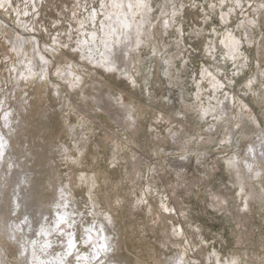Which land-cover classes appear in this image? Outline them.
Returning <instances> with one entry per match:
<instances>
[{"label": "rangeland", "instance_id": "1", "mask_svg": "<svg viewBox=\"0 0 264 264\" xmlns=\"http://www.w3.org/2000/svg\"><path fill=\"white\" fill-rule=\"evenodd\" d=\"M104 2L107 5L110 0ZM149 2L153 6L149 15L156 25L154 38L131 52L130 74L121 78V71L100 68L94 59L89 63L73 50L77 38L87 39L90 42L82 50L87 54L91 45L100 60L96 48L104 38L100 23L107 21L97 15L95 28L90 22L93 5L98 13L105 11L99 8V0H12L11 8L0 10V81L5 89L0 88V96L12 88L5 77L10 78L14 70L13 44L7 37L15 41L18 34L25 39L21 56L14 57L18 67L14 76L20 75L25 60L35 59L38 71L39 57L45 55L48 74L42 83L51 87L49 102L56 107L52 119H46L50 124L29 119L27 128L36 130L32 142L38 146L40 136L46 140L52 136L50 142L56 146L49 156L57 160L65 143L72 144L68 157L54 160L55 169L48 167L50 178L60 184L62 176L70 184L83 219L79 221L81 237L88 222L79 196L86 193V199L90 197L96 205L102 215L95 218L98 224L105 214L112 216L116 225L108 223V233L116 238L111 246L119 252V264H169L177 255H184L189 264H215L218 257L235 258L239 264H264V157L248 151L260 143L258 137L264 131V9L260 8L264 0H240L243 12L235 7L236 0H225L223 8L221 0ZM229 8L234 9L230 14ZM157 9L166 16L161 17ZM87 15L89 21L80 29ZM163 19H170L167 28ZM241 20L244 24L238 27ZM91 31L100 35L95 42ZM227 33L242 41L235 59L220 43ZM61 44L70 46L62 48ZM119 51L121 55L123 49ZM33 102L34 114H41V101ZM124 104L130 106L128 111H122ZM201 108L215 111L220 119L214 120L211 114L202 118ZM124 113H130L135 123L125 125ZM53 121L59 122V132L63 127L66 131L54 137V132H46L54 128ZM109 137L111 143L104 146ZM42 142L40 146L46 147ZM230 158L241 165L245 189L241 195H236L239 182L235 168L227 164ZM244 161L254 163V173L260 175L246 176ZM23 180L19 177L13 184H24ZM162 205L174 211L165 212ZM35 214L27 213L31 219L26 235L40 239L36 233L49 216L43 220ZM7 224L11 223L0 225V233Z\"/></svg>", "mask_w": 264, "mask_h": 264}, {"label": "bare ground", "instance_id": "2", "mask_svg": "<svg viewBox=\"0 0 264 264\" xmlns=\"http://www.w3.org/2000/svg\"><path fill=\"white\" fill-rule=\"evenodd\" d=\"M88 17L89 16L87 15L86 18ZM88 21L89 19H85V22H88ZM90 22L92 21L90 20ZM97 34L98 36H100L98 32ZM102 36H104V31H103ZM98 39L100 40L99 37ZM56 44L60 45L59 42H56ZM82 46H85L84 50H86L87 45H81V47ZM96 48L100 50V54L104 53L105 56H108V52L105 50L103 44H101V40H100V45H97ZM101 50H104V52H101ZM119 50L120 48H117L115 50V66L118 71H121V73H119V76L121 78H126L128 74H130L129 70H130L131 63L133 62L132 53L126 56L123 54V51H125L123 50L121 55H119L118 54L120 53ZM12 55L13 56L10 59H12V61L14 62L13 63L14 70H10V78H8L7 75L5 76L7 79H10L9 83L12 85V88L8 89L7 94L3 98L2 96H0V99H6V103L4 105L5 109H10L13 113V116L10 118L12 121L11 127L13 131L11 132V138L9 140V145L7 148L8 151L6 150L4 160L0 161V219H1L0 221H2L3 224L5 221L6 222L9 221V223H13V222L17 223L19 222V220L23 219L24 214L27 215V213L33 211L34 213H36L35 215H38V217L40 216L39 218H42L43 220L45 216L46 217L49 216V219L47 220L45 226L54 227L55 225L54 222H56V218L54 214L57 215L58 211L60 213H63L65 211L64 208L58 209L56 207L58 203L62 202L61 201V196H62L61 190H63V198L69 204L67 211L69 213L74 214V216H76L75 218L73 217L76 221V225L73 229H68L66 225H61V228H63L65 231H73L75 233L76 245H78L77 250L79 252L81 253L86 252V251L90 252L91 249L89 247H86V245L81 240L79 221L81 222L83 219H82L81 214L77 211V207H76L77 202L72 199V193L70 192L71 191L70 184H68L65 177H62V176L59 177L60 184H54V178H50V174H52V172L48 170V167H50V169L56 168V166H54L53 164L54 160L58 162V161H61L62 159H65V157H68L70 155V152L72 150V144H70L69 141H67L64 145V149H61L59 151L61 154V157L60 158L58 157V160L56 158L52 159L50 158L49 154H50V151L52 150V147L56 146V144L50 142L53 139L52 136H50V140H46L45 137L42 138V136H40V138H38V146H36V142H32V140H34V138H32V134H34L36 130L27 128L28 121L31 117H34L36 121L42 120L44 124H50V122H48L46 119L47 118L52 119V116L56 114V109H55L56 107L54 106L55 108H53V106L50 104L51 102H49L52 89L45 82L42 83V80H40L38 77L29 75L27 71L29 62H31V66H33L34 70L37 71L35 59H30V61L25 60V67L23 66L21 67L20 75L18 74L17 76H14L13 73L16 71V69L18 70L17 63L16 61H14V57L15 55L21 56V49L18 48L16 51H14ZM93 59L95 61V64L99 65L98 64L99 59L96 56L94 57V54H93ZM98 67L102 68L101 66H98ZM21 74H23V77ZM34 85H36L37 88H35ZM0 88L3 91H5L2 81H0ZM31 89H33V91H31ZM55 89L57 90V88ZM58 93L59 92L56 91L57 95ZM60 93L62 94L61 90H60ZM37 98L41 101L43 106H41L42 113L35 115L34 114L35 113L34 112L35 102H33V100H37ZM43 107H45L46 110H43ZM128 108H130V106L124 104V109L122 111L124 112L128 111ZM53 111L55 112L54 114H53ZM124 114L125 115L123 117L124 119L123 121H125V125H126V122H130V124L135 123L132 116H131V119H129L130 113H124ZM0 116H2V113H0ZM224 116H228V115L224 113ZM58 123L59 122H56V121L51 122L54 128H52V130L48 128L46 132H54L53 133V137H54L62 133L63 131H66L63 127V129L60 128L61 131L59 132L58 125L60 124ZM62 125L64 126V124ZM29 127H32L30 123H29ZM68 128L67 130H69ZM0 132H4L6 136L8 135V129L3 128L2 119H0ZM38 132H42V130L38 128ZM111 141L112 140L110 137L107 138L104 146H107V144L111 143ZM40 142H42V144H46V147L40 146ZM95 147L96 149H98V146H95ZM35 148H38V149L34 150ZM253 149H254V156H256L257 154H261L262 149H261L260 143L257 146H254ZM260 157L262 158V156ZM9 163L12 164L11 168H9L8 166ZM16 173H18L17 179L12 180V177H15L17 175ZM19 177H24V180H23L24 184H21V183L19 184V182L18 184H13L19 180ZM46 178H48V180H46ZM80 186H82V188L85 187L83 180H81ZM85 195L87 194L85 193ZM85 195L82 194L81 196H79V200L82 204L86 206V211H84L83 213L84 215L83 214L82 215L84 217L85 222H88L86 225L88 226L91 224L90 222H92L93 219L95 218L98 219V217L100 218L102 215L98 214L96 210L97 207L95 204L92 203L91 198L88 197V199H86ZM17 205H19L18 208H17ZM93 211L95 213L94 216L89 214ZM110 217H111V223H109L107 220L105 221V218L102 217L100 219L99 224L104 225L103 235L109 238V242L111 244L112 241H114L116 238L113 235L108 233L110 229L109 224L113 226L114 224L116 225V223L114 219L112 218V216ZM29 220H28L27 225L22 226L23 236L24 238H27V240H33V239L37 240L38 248H39V244L45 238L40 237V239L38 238L35 239L34 235L30 236L31 238L26 235L28 231L27 227H29V224H30ZM3 224H0V225L3 226ZM42 225H43V222H42ZM4 232L0 233V264H21L22 261L30 262L32 259L30 245L28 246L27 255H25L26 257L21 256L20 255L21 250L18 244L15 241H10L8 239V235L5 234ZM19 238H20V234L17 233V239ZM48 240L53 241L52 248H50V251L48 249V252L51 255L54 256L55 253L57 252L66 251L67 236H60L58 232L54 231L52 235L49 236ZM116 245L117 244H115V246ZM111 250L107 253V259H105L104 254H101L100 259L101 260L104 259L105 264H119L117 262L120 259L118 256L119 252L116 249H112V247H111ZM41 258H51V257L42 256ZM67 259L72 261V264H76L75 253L72 256L67 257Z\"/></svg>", "mask_w": 264, "mask_h": 264}, {"label": "snow or ice", "instance_id": "3", "mask_svg": "<svg viewBox=\"0 0 264 264\" xmlns=\"http://www.w3.org/2000/svg\"><path fill=\"white\" fill-rule=\"evenodd\" d=\"M225 5V0H221V7L223 8ZM11 0H0V10H7L8 8H11ZM165 7L167 8L168 5L166 4ZM172 7V13L171 16L174 17L176 14V8L175 4L171 5ZM209 7L214 8L215 5H209ZM235 7L240 8L241 12H243V5L241 4L240 0H236ZM251 8V4L248 6ZM99 8L102 10H105L104 12L98 13L97 8L95 5L92 6L90 10V19L93 22V28H95V21L97 15H103L105 17V20L107 21V24L105 25L103 22L100 23V28L102 31H104V38L101 39V43L103 44L105 50L108 52V56H105L104 53L100 54V60L98 61L99 66L104 67L107 71L114 72L116 71L115 66V50L120 47L123 50V54L128 56L131 54L133 50H139L143 45L145 40H147L149 43L154 38V32L153 29L156 25L153 24L152 19L150 18V13L153 12V6L150 4L149 0H110V3L107 5L105 4L104 0H99ZM261 9H264V4L260 5ZM33 9L35 10V5L33 4ZM108 9H111V11H108ZM84 10L86 12H89V8L87 4L84 6ZM159 10V9H157ZM233 8H229L228 12L229 14L233 11ZM161 17L166 16V12L163 10H159ZM25 16L28 15L27 12L23 13ZM20 13L17 12V16H19ZM73 17L76 16V13L74 12ZM88 19V18H85ZM224 15L221 13V21H223ZM19 23V22H18ZM249 23H255V21H250ZM163 24L167 28L170 24V19H163ZM244 24V21L241 20V25ZM85 26V20H81L80 22V29H83ZM71 28V25L69 26ZM25 29L27 30V26H25ZM215 30L213 29V32ZM245 36L244 39H247V28L244 29ZM69 40L72 39L71 32L68 33ZM85 36H87V33H84ZM9 43L13 44L12 50L16 51L18 48H23L24 43V37L19 36L17 34L16 40L13 41L12 37H7ZM91 40L95 42L97 40V33L96 31H93L91 33ZM109 41L111 42V45L109 44ZM53 42L55 43V38H53ZM220 43L224 45L225 47H228L230 51L233 52V58L235 59V56L239 55V46L241 45L242 41L241 39H237L235 35L232 33H227V39H221ZM89 41L87 39L81 41L77 38L76 40V47L73 49L77 53L81 55L82 59H87L89 63L93 62V49L91 45H89L87 49V54L85 55L84 51L82 50L81 45H88ZM69 44H61L62 48H68ZM55 49H53L54 51ZM34 51H36L34 49ZM47 51V48L45 49V52ZM153 55H155V50H153ZM40 64H39V70L35 71L33 66H31V62H29L28 66V73L29 75H33L38 77L40 80H44L45 77L48 74L47 65L49 63V59L46 58L45 55H40L39 57ZM55 62L53 61V64ZM167 63V61H165ZM57 74L59 72L57 71ZM23 77V74H21ZM209 75H211L209 73ZM76 80H79V77L76 78ZM134 83V81H133ZM253 81L250 79L248 81V84L251 85ZM6 103V99H0V113H2V116H0V119L3 120V128L8 129V135L6 136L4 132H0V161L4 160L5 152L9 145V140L11 138V132L13 131L11 124V117L13 116V113L10 109H5L4 105ZM209 114L212 115V118L214 120L220 119V115L216 113L215 111H212L211 109H200V115L201 117H207ZM129 119H131V114H129ZM239 127V125H237ZM260 140V146H261V156L264 157V131L261 132L260 136L258 137ZM223 144L224 141H221ZM249 153H253L254 156V149L249 146L248 149ZM262 163H264V160H262ZM227 164L229 168H235L237 173V181L239 182V191L236 193V195H241L244 193V185L243 182L240 181V168L241 165L235 160V158H230L227 161ZM9 168L12 167V164L9 163ZM243 167L246 169V176H251L255 174L256 176H259V172L254 173V166L253 164L247 163V161L243 162ZM62 196H61V203H58L56 207L64 208L65 211L63 213L57 212V219L55 222V226H45L41 225L39 232L36 233L37 236L44 237L45 239L39 244L38 248V241L37 240H25L23 236V225L28 224V217L25 215L23 219L19 220V223L13 222L11 224H7L5 227L6 234L8 235V239L10 241H15L19 248H20V255L24 256L28 251V246H31V261H22L21 264H72V261L68 260L67 257L72 256L75 253V261L76 264H105L104 260L100 259L101 254H104L105 259H107V253L111 250V244L109 242V238L104 233V225L103 224H97V221L93 219L92 223L88 226L83 227V235L81 237L82 242L86 245V247H89L91 249L90 252H79L76 247V237L75 233L73 231H65L63 228H61V225H66L68 229H73L76 225V221L73 218L74 214L69 213L67 211V208L69 207V204L67 201L63 198V190ZM247 199L248 197H245V208L247 207ZM19 205H17V208ZM162 207H164L162 205ZM165 212H171L174 211L173 209H169L167 207H164ZM15 214V213H13ZM90 215H95L94 211L89 213ZM105 220H107L109 223H111V217L107 214L104 216ZM47 219V218H45ZM56 231L59 233L60 236H67V245H66V251L57 252L55 255H51L48 252V249L52 248L53 241L48 240L47 237L51 236L52 233ZM175 232V229H174ZM17 233L20 234V238L17 239ZM182 234V229H181ZM213 255L215 253L213 252ZM44 257H51V258H41ZM169 264H189L188 261L185 260L184 255H177L175 258V261H170ZM192 264H195V262H192ZM215 264H239L238 260L233 258L232 260H223L221 258H217L215 260Z\"/></svg>", "mask_w": 264, "mask_h": 264}]
</instances>
